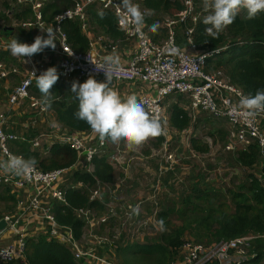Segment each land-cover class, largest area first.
Segmentation results:
<instances>
[{
	"label": "built area",
	"instance_id": "built-area-1",
	"mask_svg": "<svg viewBox=\"0 0 264 264\" xmlns=\"http://www.w3.org/2000/svg\"><path fill=\"white\" fill-rule=\"evenodd\" d=\"M52 1L54 0H0V13L10 19V21H6L5 18H0V52H8L18 61L21 59V67L11 60L0 59V82L11 85L7 102L0 103V160H6L10 155L21 156L10 149L9 144L14 140L29 141L33 148L41 149V154L47 155L51 147H44V141L47 139L52 141L51 145L54 143L70 145L78 151V159L74 164L63 168L43 170L36 166L35 171L27 178L7 175L0 170V184L10 187L11 193L16 197L14 210L0 218L6 219L8 225L5 230H10L13 235V240L10 243L0 246V264L24 260L27 238L39 234L47 235L67 245L77 260L87 264H120L102 252L105 246L112 247L113 244L105 238L106 236L91 232L89 237H84V233H82L81 238H77L73 229L59 223L53 212L56 201L65 202L62 187L66 178L80 169L93 172V159L96 155L106 152L108 142L101 145L98 137L93 139L88 132H71L55 120L50 124L51 130L41 131L31 138L27 135H19L14 131H8L9 123H11L8 121L10 111L20 107L25 100H28V104L24 112L31 119L28 125L26 121H23V125L27 126V129L37 123L40 115L45 118L49 113V109L43 107L41 99L30 94L35 81L32 73L39 76L41 72L49 68L45 55L41 52L31 57H25L26 62H24L23 58L14 57L11 54L8 44L13 32L24 36L26 43H33L29 31L38 26H46L43 10ZM73 1L72 7L64 9L54 17L55 30L61 38L55 65L59 77L68 83L69 89L71 90L73 81L83 83L89 77L95 78L98 82L106 79L104 71L96 68V65L104 63L105 55L75 51L61 28V23L65 20L79 19L81 29L84 32L87 31L90 28L88 9L91 5L98 3L102 8H110L114 12L118 29L124 33L127 40L135 39L138 44L135 56L126 64L120 62V71L113 80L148 83L155 90L154 93H142L138 97L149 111V115L158 117L164 127L165 142L163 147L153 150L147 157L148 160H156L154 163L156 167L155 180L145 195L133 204L128 201L129 204L124 203L119 207L121 213L119 218L122 220V224L127 226L121 231L128 229L132 232L135 229V231H140L142 237L146 234L154 235V232H151V230L154 231L153 229L150 231H146V229L151 226L154 228L160 226L159 213L162 210H159L162 187L173 181L174 174L183 171L179 168L180 158L176 150L169 147L168 142L173 135L187 131L186 129L181 132L176 131L171 126L164 99L173 93L189 95L191 107L203 110L212 117L229 120L231 128L227 137V150H246L249 145L256 142L262 156H264V115L255 119L245 118L239 108V99L242 95L247 94L231 82L222 68L206 70V59L226 49L227 46L212 50L197 48L192 36L194 26L186 31L187 47L183 48L177 44L172 26L185 21L187 17H191L195 24L200 18L195 0H179L185 6V10L179 19L172 17L162 21L161 25L168 28L169 36L161 41L151 39L145 24L140 33H137L132 25L120 24L119 19L125 11L121 6V0ZM4 2H8V6H4ZM26 10H30L32 16L19 17ZM142 12L147 16L149 9L143 6ZM5 27H12V30L6 31ZM238 43L243 44L244 41L241 40ZM18 75L22 76L20 80L16 79ZM18 114V117L23 115L22 112H18ZM171 127L172 131L168 136ZM186 141L188 146H191L189 139ZM209 143L212 144V141ZM121 144H114L113 162L125 170L126 174L131 165L142 157L130 155L128 151L121 148ZM191 153L194 156L197 155L195 151ZM170 175H173V178H170ZM166 177L168 179L164 182ZM103 188L104 186H98L93 189L91 198L104 203L102 200ZM148 206L153 208L151 212H148ZM110 210L112 209L109 208V211L103 216H99L97 211L89 208L76 209V213L78 217L84 219V228L94 229L97 224L109 219ZM33 232L36 233L32 235ZM262 236L264 237V235ZM257 237V234L247 233L230 239H220L210 244L184 239L176 257L170 264H246L255 256L252 248ZM135 238L139 239L137 233Z\"/></svg>",
	"mask_w": 264,
	"mask_h": 264
},
{
	"label": "trees",
	"instance_id": "trees-1",
	"mask_svg": "<svg viewBox=\"0 0 264 264\" xmlns=\"http://www.w3.org/2000/svg\"><path fill=\"white\" fill-rule=\"evenodd\" d=\"M73 5V0H54L50 2L44 9L45 19L52 21L55 25V15ZM142 5L149 9V13H154L155 16L164 13L175 19H179L185 10V6L179 0H142ZM195 5L197 9L201 8L202 0H195ZM147 16L145 19L149 20L151 27L153 25L157 26L156 31L150 33L154 41H160L162 38L169 36L167 27L162 26L156 19L154 20V16L151 19ZM0 17L10 21L3 13H0ZM203 17L200 16L195 24L191 17H187L180 24L186 30L194 26L192 36L197 48L212 50L227 46L226 49L206 59V70L222 68L231 82L239 86L247 95H254L257 89L264 88V12H260L255 18L250 19L247 11L241 10L234 23L228 26L216 39L205 33L207 26L202 22ZM116 20V16L110 8L99 7L98 9L95 7L89 12V21L92 25H96L106 33L114 36L124 35L123 32L119 31ZM61 28L66 33L67 40L75 51L80 53L89 51L90 41L81 29L79 19L65 20L61 23ZM175 40L180 45L187 44L186 32H183V37L179 33L175 35ZM241 40L244 41L243 44L238 43ZM1 53L9 54L8 52ZM50 91L53 97L51 107L48 109L54 120L71 132H90L91 129L85 122L73 118V113L78 108V99L69 89L68 83L59 77ZM32 94L41 97L35 81L31 87ZM167 112L174 130L183 131L191 127L192 117L189 111L180 104L174 103L170 108L167 106ZM31 132L33 131L26 133L29 138L36 135H31ZM219 133L223 134L224 137L229 134L227 130H220ZM164 140L165 136L163 134L156 137L155 145L159 146ZM190 145L192 150L197 152H204L209 149L206 143L194 136L190 139ZM9 146L14 153L20 154L25 159L34 157L37 161L36 166L43 170L68 167L78 159V151L68 144L54 143L47 155L41 154L38 149H32L29 141L14 140L10 142ZM110 153L106 150V152L94 157L93 172L80 169L71 173L62 187L65 202L56 201L54 203L55 218L59 223L70 226L77 238H80L84 230L85 221L77 216L76 209H94L99 216H103L105 213L103 203L98 199H92L91 192L98 186H107L115 181L118 173L110 161ZM236 153V161L244 167H253L260 161L262 156L256 142L249 145L246 150H237ZM262 172L260 175L255 173L247 175V181L239 185L238 190L232 192L231 207L219 203V210H213L210 207L213 206V203L203 196L207 201L208 209L203 210L206 213L198 215V231L194 233L198 240L207 239L210 243L247 233L257 234L258 237L254 240L252 248L255 256L246 264H260L264 259V237L262 236L264 235V167ZM102 193H105L104 188ZM197 197L202 198V195L199 194ZM2 202L6 203V210H11L16 204L15 195L11 193L10 187L5 184H0V203ZM171 212L172 210L168 209L159 213V220H163L164 226L169 225L166 219ZM106 221H103L102 225ZM185 229L184 226L171 228L169 231L162 233L156 241L133 242L130 244L119 242L116 253L121 264H133L129 258L137 256L140 252L143 253V259L149 258V264H170L184 241ZM5 264L87 263L77 260L67 245L47 235L39 234L27 238L24 260H14Z\"/></svg>",
	"mask_w": 264,
	"mask_h": 264
},
{
	"label": "rangeland",
	"instance_id": "rangeland-1",
	"mask_svg": "<svg viewBox=\"0 0 264 264\" xmlns=\"http://www.w3.org/2000/svg\"><path fill=\"white\" fill-rule=\"evenodd\" d=\"M133 3L137 4L141 11L143 10L142 0H133ZM3 5L8 6L6 2H4ZM197 10L199 11V17L207 14L202 11V7ZM167 18L170 19L172 17L164 13H160L157 16L154 15V20L156 19V21L159 23H162V21L166 20ZM172 29L174 30L175 35L179 33V35L182 37L183 32L187 31L183 25L181 26L180 22L174 24ZM30 32L32 31H29V35ZM37 35L39 34L36 32L32 33L30 38L33 39ZM164 39L167 38H163V40ZM0 59L10 61V56L9 54L0 52ZM165 103L168 108H170L174 103H178L181 106H186L188 104V100L184 95L172 94L166 98ZM27 104L28 100H25L20 107L13 108L9 113L8 121L12 122L14 119L18 118V112H22L23 116L20 117V120L19 118L17 119V123L22 124L23 121H26L28 125L31 119L26 117L25 115L27 114L24 112L27 109ZM192 114L194 115V113ZM193 115L191 116L192 125L190 128L186 129L187 131L184 133V138L182 139L181 135H173L172 139H169L168 146L176 150V153L178 148V153H181L184 150L182 143L186 142L187 137L190 136L192 138L194 136L201 139L203 143H206L209 149L204 152L196 151V156H194L192 153L189 155L187 153L184 154L185 158H183L180 162V168L183 171L174 174L175 177L173 181L166 183V185L162 187V192L160 195V210L159 208L158 210H162V212L168 209L172 210L169 217L166 219V222L169 223V225L164 226L163 224L162 228L161 225L156 228L151 226L149 229H146V231H150L151 229L154 230H151V232H154V235H144L146 238H148L147 241H156L162 233L169 231L171 228L184 226L186 229L183 239H190L204 244L215 242L212 241L209 243L207 239L200 241L194 235V233L198 231V215L206 213L203 210L208 209L205 198L209 199L213 203V206H210L213 210H219V203H223L231 207L232 192L238 190L239 185L247 181V175L249 173H255L258 175L263 173L262 169L264 167V156H261L260 161L253 167H244L236 161V151L226 149L228 134L227 137H224V135L219 133V131L227 130L229 132L228 125L230 123L227 118H215L202 110L197 112L195 117ZM51 117L52 116L49 115V125L53 122ZM40 118L42 121L38 120L37 123L28 129L29 132L33 131L31 132V135H38L41 131L48 129V124L43 122L44 116L40 115ZM52 119L54 118L52 117ZM20 127L24 128L22 125H20ZM171 131L172 127L169 130L168 136H170ZM209 141H212V144H210ZM164 142L162 141L159 146H156V138H150L136 150H128L124 143L121 144V148L124 151H128L130 155L140 156L142 159H145L146 155H150L153 150H157L161 146L163 147ZM110 149L115 150V147H111ZM199 154H201V156H198ZM142 159L132 164L128 173L125 174L120 170V173H123V175L117 174L114 183L104 186L106 191L105 193H102V200L105 201V203H108L107 207L112 209L110 210L109 220L106 221L104 225H102V222L97 224L96 228L94 229L85 227L82 232L84 233V237H89V234L94 232L97 235L106 236L105 238H107L111 244L113 243L112 246L116 245L117 243L119 244L120 241L123 243L132 242L127 238L126 232L121 231L122 228L127 226L123 225L122 220L119 218V216H121L119 207L123 206L124 203L129 204L128 201L132 202L130 204H133L139 199V195L143 194L134 189V183H137L139 187H142L141 183L146 182L142 172L145 160ZM148 161H150L149 164L151 167L154 166L155 168L154 163L156 160ZM116 172L118 173L119 170ZM199 194L202 195V198L197 197ZM203 196L205 198H203ZM4 205H6L5 202L0 203V215L8 213V210L4 208ZM109 208L106 209L104 214L109 211ZM152 210L153 208L148 206V212H151ZM199 211L202 212L199 213ZM128 228L132 230V228ZM132 232L134 235L136 234L135 229H133ZM135 242H140V240L135 238L134 243ZM102 252L104 254H108L121 264L114 247L105 246ZM142 256L143 253L140 252L137 256L130 257L129 260L133 264H149V258L143 259ZM260 264H264V259L260 262Z\"/></svg>",
	"mask_w": 264,
	"mask_h": 264
},
{
	"label": "clouds",
	"instance_id": "clouds-1",
	"mask_svg": "<svg viewBox=\"0 0 264 264\" xmlns=\"http://www.w3.org/2000/svg\"><path fill=\"white\" fill-rule=\"evenodd\" d=\"M125 10L120 17L121 25H132L140 33L145 24L146 13L133 3V0H122ZM246 10L248 18H255L264 12V0H202V11L207 13L203 17L205 33L213 39L230 25H232L241 12ZM156 25L152 31H156ZM47 33V38L37 35L31 44L20 43L11 39L8 49L14 57H31L41 53L46 48L55 50L57 31L53 27L41 30ZM175 51V49H174ZM106 76L104 82H98L89 77L85 82L73 81L71 92L78 99V108L73 113V118L85 122L95 133L101 145L105 142L112 144L124 143L128 150H136L150 138H156L164 133V127L158 117L150 116L143 102L135 94L125 98L117 89L112 87V81L120 71V59L116 54L104 58V63L97 66ZM35 77L36 87L41 93V102L45 109L51 107L53 94L52 87L59 79L56 67H49ZM239 108L245 118L255 119L264 115V88L257 89L254 95H242L239 99ZM169 115V114H168ZM170 121V120H169ZM37 161L34 157L27 159L10 155L6 160H0V170L4 174L27 178L36 168ZM161 228L163 220L160 221Z\"/></svg>",
	"mask_w": 264,
	"mask_h": 264
},
{
	"label": "crops",
	"instance_id": "crops-1",
	"mask_svg": "<svg viewBox=\"0 0 264 264\" xmlns=\"http://www.w3.org/2000/svg\"><path fill=\"white\" fill-rule=\"evenodd\" d=\"M6 3L8 5V2H6ZM95 7L98 9H99V7L102 8V6H100L98 3L93 4L88 9V14H89L90 10L94 9ZM24 13L27 16H25ZM43 14H44V10H43ZM30 16H32V12L30 10H26L21 14V18H27ZM153 16H154V13L150 12L147 17L149 19H151ZM43 18L45 20L46 26L45 27H39L38 26L36 29H34V30H32V32H30V35L32 33L36 32L37 34L42 35L45 38H47V33L42 32L41 30H46L49 27H53L55 30V25L53 24V22L45 19V15H43ZM145 26L148 29L149 33H152V27L149 24L148 19H145ZM119 31H121V30H119ZM84 33L87 35V37L90 41V49L86 53L103 54V55H105V57L110 55V54H116L119 56L120 62L124 63V64L128 63L129 60H131L135 56V54L137 53V49H138L137 42L135 40H127L125 35H123V34L121 36H114L112 34H108L104 30H102L100 27H97L96 25H92L91 23H90V28L87 31H85ZM158 34L162 35L161 33H158ZM151 39L154 41V38L152 36H151ZM33 41H34V38H33ZM156 41H159V40H156ZM60 45H61V38L57 34L56 35V48H55V50H53L51 48H46V49H44V51H42V53L45 55L47 65L49 67H56L55 58H56L57 50L60 48ZM178 45L180 47H183V48L187 47V44H185V45L178 44ZM10 60L13 61V63L16 64L18 67H21V62H20L21 59L18 61L16 58H13L10 55ZM22 66H23V64H22ZM21 77H22L21 75H18V76H16V79L20 80ZM105 80L106 79L100 80V82H104ZM1 83H3V84H1ZM10 86H11L10 83L0 82V103H6L7 102L8 94L11 91ZM111 86L119 91L121 98H125L130 94H135L137 97H139L142 93H154L155 92L154 88L150 84L143 83V82H118L116 80H113ZM30 94H31V91H30ZM173 94H179V93H173ZM180 95L186 96V98L188 100V104L186 106L183 105V107L189 111V114L191 116L193 115L192 113H194L193 116L195 117L196 113L201 111V110L191 107L189 95H187V94H180ZM32 96L40 98V97L36 96L35 94H32ZM166 98L164 100H166ZM49 115H51L53 117V115L49 111V113L45 116V118L43 120V122H46L48 124L47 130L52 129L48 123L50 121ZM25 116L30 118V116L28 114ZM52 117H51V120H54V119H52ZM18 118L20 120V117H18ZM18 118L14 119L11 123H9L10 127H9L8 131H14V132L18 133L19 135H27L26 133H29L27 126L24 127L23 122H22V124H18L17 123ZM38 120L42 121V119L40 117H38ZM20 125H22L24 128L20 127ZM228 126H229V130H230V128H231L230 124ZM88 133L91 135V138H93V139H96L98 137L95 133L92 132V130ZM178 135H181L182 139L184 138V133H180ZM190 138L191 137L189 136L186 139V140L189 139V143H190ZM51 144H52V141L49 139L44 141V147L45 148L50 147ZM182 144L184 146V150L181 153H178V148H177V154H178V157L180 158L179 168H180L181 160L183 158H185L184 154L187 153L189 155V154H191L192 151H194V150H192L191 146H188L187 141L185 143H182ZM111 147L113 148L114 144L108 142L106 150H107V152H109V151L111 152L109 154L110 161L113 163L115 171L119 170L118 174L123 175V173H120V170L124 173H125V170H123L120 166L114 164V162H113L115 150L110 149ZM33 149H35V148H33ZM38 150L40 151L41 149H38ZM148 156L149 155H146L145 159H142V160H145L144 164H143V171L142 172L144 174L146 182L141 183L142 187H139L137 185V183H134V186H135L134 189L138 190L140 193H143V194L139 195V198H141L143 195H145L147 193V191L149 190V188L151 186V183L155 180L156 167L155 168H154V166L151 167V165L149 164L150 161H148V159H147ZM127 172H129V169L127 170ZM169 177L173 178V175H170ZM166 180H167V177L165 178L164 182ZM104 191H106L105 187H104ZM128 199H130V198H128ZM107 204L108 203H105V201H104L103 206H104L105 210L109 208V207H107ZM13 207L15 208V205ZM13 207L11 210H8V213H11L14 210ZM4 208H5V205H4ZM4 215L5 214H1L0 218L3 217ZM127 230H122V231H125L127 238L132 241V242L127 243V244H130V243L134 242L136 234L134 235L132 232H130L129 230L127 231ZM35 233L36 232H33L32 235H34ZM136 233H137V236H139L140 242L147 241L148 238H146L144 236L142 237L139 230H136ZM0 236H1L0 237V246L7 245L8 243H10L13 240V235L11 234L10 230H4L3 232L0 233ZM117 246H118V243L112 247H114L116 249Z\"/></svg>",
	"mask_w": 264,
	"mask_h": 264
},
{
	"label": "water",
	"instance_id": "water-1",
	"mask_svg": "<svg viewBox=\"0 0 264 264\" xmlns=\"http://www.w3.org/2000/svg\"><path fill=\"white\" fill-rule=\"evenodd\" d=\"M6 31L12 30V27H5ZM11 39H16L20 43H26V38L24 36L19 35L17 32H13L11 35ZM8 223L6 219H0V232L4 231L7 227Z\"/></svg>",
	"mask_w": 264,
	"mask_h": 264
}]
</instances>
